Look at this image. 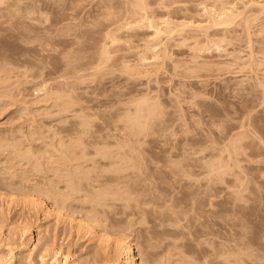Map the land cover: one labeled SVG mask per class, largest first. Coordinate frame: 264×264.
<instances>
[{"label": "rangeland", "instance_id": "374dc122", "mask_svg": "<svg viewBox=\"0 0 264 264\" xmlns=\"http://www.w3.org/2000/svg\"><path fill=\"white\" fill-rule=\"evenodd\" d=\"M188 1L184 3L187 11L174 14V17L170 14L166 16V12L163 13L155 4L146 5L147 8L142 11L146 19H141L146 23L144 24L142 21L138 23L140 17L139 19L135 17L136 21L134 17V21L131 20L133 15L128 6L129 0H0L2 4L0 11L6 10V13L9 11L11 14L14 10V13L19 14L18 17L13 14L9 17L3 13L5 17H2L1 21L5 20V22L0 21V64L2 63L5 69L2 64L0 67L6 70V74L11 73L7 69L8 66L13 71L12 74L9 73L8 81L3 78L6 76L7 79L4 72V76L2 75L4 83L0 84V140L9 138L12 134L20 137L24 134L30 137V134L36 133L34 139L37 140L34 145L37 147L39 144L41 146L38 147L42 148L45 142L43 147H47V142H50L54 134L51 131L55 132L56 126H60L61 123L70 126L86 115V119L90 117L89 120L99 123L96 125H104L102 131L104 152L106 150L108 152V149L111 152L117 151L120 147L126 146L123 150L132 147L130 151L137 154L140 152V157L148 156L150 160L152 159L150 163L152 165H148L151 169H147L148 176H151L152 192L166 199L171 211L174 209L175 212L177 209L178 216L181 214L179 219L183 217L182 215H186L181 219L183 225L177 222L173 223L172 227L170 225L162 229L159 227L161 231L165 230L163 233L159 231L160 229L157 230V227L155 228L157 231L152 227V230L149 229L150 225L144 223L133 224L136 218L128 217L129 220L126 219L128 225L123 227L122 232L118 231L114 235L118 233L120 241L127 240L124 242L132 246L138 262L189 264L190 261L191 264H195L196 260H199L197 264H200L212 257L217 258L215 259L217 264L234 262L264 264V0ZM108 15L111 17L116 15L117 21H110ZM19 16H22V19ZM226 16L232 19L230 24H223L222 20L227 18ZM194 25L200 26V29L195 28ZM182 27L184 28L181 29ZM104 37H107L106 40ZM98 47L106 51L104 63L100 62L96 55ZM107 56L110 58L108 63H106ZM103 60L101 58V61ZM2 69L0 68V71ZM73 83L76 85L74 86ZM68 96L71 111L64 112L66 108L64 102ZM140 101L144 104L141 105ZM139 108H144L139 111L145 118L138 116ZM151 112L159 113L156 114L158 117L155 115L152 117ZM134 115L138 116L137 119L133 118ZM123 116L131 120H125ZM138 118L142 122L139 123ZM153 118L158 119L157 122ZM133 121H137L141 127H143L142 123H146L145 129L139 125L136 126L139 128L133 126V130L131 128L130 131L131 124L135 123ZM129 131L132 134L136 132L133 134L135 136ZM183 158L187 161H183ZM165 159L172 162L180 161L184 164L183 167L186 165L184 170L191 174L181 175V178L171 175L167 163L164 165ZM214 167L216 170H222L215 172ZM218 175L220 177H217ZM178 209H184L187 214L181 210L179 213ZM190 212L193 216L198 212V217L204 214L200 220H206L208 225L201 222L197 216L193 217L197 219L190 218L192 217ZM211 214L216 216L213 218ZM186 219L191 221H184ZM230 220L232 223L227 222ZM202 224L208 228L204 227V229ZM127 227L129 233L125 231ZM136 229L139 230L136 232ZM152 231L154 232L149 233ZM140 232L144 233L147 239L141 236ZM81 241L77 244L85 246ZM185 248L188 249L189 254ZM202 248H205L204 253L201 256L196 255L195 250L198 249L199 253ZM77 250V247L76 249L73 247L71 251L77 252ZM191 254L197 258L194 260Z\"/></svg>", "mask_w": 264, "mask_h": 264}, {"label": "bare ground", "instance_id": "6f19581e", "mask_svg": "<svg viewBox=\"0 0 264 264\" xmlns=\"http://www.w3.org/2000/svg\"><path fill=\"white\" fill-rule=\"evenodd\" d=\"M188 0H129L128 6L132 12V19L134 21L137 17L139 21L145 20V16L142 11H144L145 6L150 4H155L157 8H160L163 13L167 16L176 15L182 11H187V6L185 2ZM5 2V1H3ZM15 2V1H14ZM189 2V1H188ZM206 3V2H205ZM211 3V2H210ZM252 3V2H251ZM10 4V3H9ZM0 5L1 2H0ZM7 5V3H6ZM5 5V6H6ZM187 5V4H186ZM192 5V4H191ZM4 6V5H3ZM20 5H18L19 7ZM8 7V6H7ZM155 7V8H156ZM264 7V6H263ZM1 8V6H0ZM13 8V7H12ZM147 8V7H146ZM145 8V9H146ZM6 9V7H4ZM10 9V8H9ZM16 9V8H15ZM110 9V8H109ZM159 9V10H160ZM261 9V8H259ZM2 10V8L0 9ZM105 10V9H104ZM148 10V9H147ZM151 10V9H150ZM158 10V11H159ZM8 11V9H7ZM12 11V9H11ZM14 11V10H13ZM11 12V14L17 16V12ZM23 11V10H22ZM119 11V10H118ZM160 11L161 14H163ZM165 11V12H164ZM244 11V10H243ZM108 12V11H107ZM151 12V11H150ZM208 12V11H207ZM213 12V11H212ZM235 12V11H234ZM11 16L10 12L6 13L0 11V21L1 18L5 17L3 15ZM30 13V12H29ZM149 13V11H148ZM185 13V12H184ZM205 13V12H204ZM231 13V12H230ZM238 13V12H237ZM260 13V12H259ZM109 14V12L107 13ZM111 14V13H110ZM120 14V12H119ZM126 14V13H125ZM153 14V13H152ZM159 14V13H158ZM157 14V15H158ZM187 14V13H186ZM12 15V17H14ZM19 15V14H18ZM106 15V14H105ZM112 15V14H111ZM145 15V14H144ZM150 15V13H149ZM160 15V14H159ZM229 15V14H228ZM233 16V14H231ZM238 15V14H237ZM236 15V16H237ZM109 16V15H108ZM107 16V17H108ZM121 17V15H119ZM212 16V15H211ZM18 17V16H17ZM16 17V20H17ZM22 16H19V18ZM27 17V16H26ZM106 17V18H107ZM127 17V16H126ZM134 17V19H133ZM142 17V18H141ZM165 17V16H164ZM163 17V18H164ZM227 17V16H226ZM235 17V16H234ZM8 18V17H7ZM15 18V17H14ZM14 18H12L14 20ZM29 18V17H28ZM110 21H117L116 15L108 17ZM131 18V17H130ZM162 18V19H163ZM176 18V17H175ZM192 18V17H191ZM211 18V17H210ZM232 18V17H231ZM11 18H9L10 20ZM19 19V20H21ZM27 19V18H26ZM124 19V18H123ZM142 19V20H141ZM148 19V18H147ZM160 19V18H159ZM221 19V18H220ZM223 19V18H222ZM226 19V20H225ZM234 19V18H233ZM257 19V18H256ZM3 20V19H2ZM7 20V21H9ZM107 20V19H106ZM125 20V19H124ZM128 20V19H127ZM152 20V19H151ZM165 20V19H164ZM164 20H162L164 22ZM229 20V22H227ZM232 20V19H231ZM230 16L224 18V23L230 24ZM250 20H252L250 18ZM28 21V20H27ZM26 21V22H27ZM126 21V20H125ZM129 21V20H128ZM127 21V22H128ZM136 21V19H135ZM149 21V20H148ZM155 21V20H154ZM169 21V20H168ZM211 21V19H210ZM236 21V20H235ZM2 22V21H1ZM5 22V20H4ZM2 22V23H4ZM16 22V21H15ZM18 22V21H17ZM29 22V21H28ZM31 22V21H30ZM104 22H106L104 20ZM124 22V21H123ZM130 22V21H129ZM144 22V21H142ZM166 22V21H165ZM189 22V21H188ZM187 22V23H188ZM214 22V21H213ZM219 22V21H218ZM7 23V22H6ZM5 23V24H6ZM94 23V22H93ZM131 23V22H130ZM135 23V22H134ZM151 23V22H150ZM183 23V22H182ZM191 23V22H190ZM221 23V22H220ZM248 23V22H246ZM118 24H121V22ZM126 24V23H125ZM124 24V25H125ZM136 24V23H135ZM142 23H140L141 25ZM144 24H146L144 22ZM149 24V23H148ZM147 24V25H148ZM167 23H164V25ZM219 24V23H218ZM4 25V24H3ZM10 25V24H9ZM13 25V24H12ZM15 25V24H14ZM130 25V24H129ZM150 25V24H149ZM213 25V24H211ZM246 25V24H245ZM7 26V25H6ZM5 26V27H6ZM131 26V25H130ZM137 26V25H136ZM144 26V25H143ZM168 26V24H167ZM189 26V25H186ZM196 25H194L195 27ZM244 26V25H243ZM2 27V26H1ZM14 27V26H13ZM96 27V26H95ZM112 30V26H110ZM153 27V26H152ZM176 27V26H175ZM181 27V26H180ZM196 26L195 28H199ZM119 28V27H118ZM141 28V27H140ZM154 28V27H153ZM182 27L181 29H183ZM213 28V27H212ZM227 28V27H226ZM20 29V28H19ZM94 29V28H93ZM98 29V28H97ZM114 29V28H113ZM116 29V27H115ZM144 29V28H143ZM150 29V28H149ZM200 29V28H199ZM6 30V29H5ZM155 30V29H154ZM164 30V29H163ZM166 30V29H165ZM174 30V29H173ZM180 30V29H179ZM186 30V29H185ZM192 30V29H191ZM125 31V30H124ZM162 31V30H161ZM170 31V30H169ZM169 31H167L169 33ZM172 31V30H171ZM1 32V31H0ZM116 32V31H115ZM118 32V30H117ZM154 32V31H153ZM159 32V31H158ZM166 32V31H165ZM174 32V31H173ZM252 32V31H251ZM70 33V32H69ZM157 33V32H156ZM167 33V34H168ZM206 33V32H205ZM241 33V32H240ZM114 34V33H113ZM178 34V33H177ZM104 35V34H103ZM116 35V34H115ZM169 35V34H168ZM206 35V34H205ZM156 36H158L156 34ZM61 37V36H60ZM108 35V39H109ZM204 37V36H203ZM107 38V37H106ZM104 37V39L106 40ZM112 38V37H111ZM148 39V38H147ZM73 40V39H72ZM114 40V39H113ZM48 41V40H47ZM120 41V40H119ZM205 41V40H204ZM110 42V41H109ZM114 42V41H111ZM41 43V42H40ZM107 43V42H106ZM120 43V42H119ZM214 43V42H213ZM100 44V43H98ZM102 45V43H101ZM111 45V44H110ZM151 45V44H150ZM168 45V44H167ZM208 45V44H207ZM215 45V44H213ZM105 46V44H104ZM112 46V45H111ZM210 47V46H209ZM54 48V47H53ZM84 48V47H83ZM99 48V47H98ZM103 49V48H102ZM101 47L97 49V56L100 62L104 63L105 56ZM107 49V48H106ZM138 49V47H137ZM199 49V48H198ZM206 49V48H205ZM56 50V49H55ZM105 50V48H104ZM114 50V49H113ZM144 50V49H143ZM152 50V49H151ZM212 50V49H211ZM136 51V50H135ZM155 51V50H154ZM52 52V51H51ZM201 52V51H200ZM162 53V51H161ZM40 54V53H39ZM165 54V53H164ZM216 54V53H215ZM1 55V54H0ZM109 55V54H108ZM47 56V55H46ZM68 56V55H67ZM233 57V56H232ZM73 58V57H72ZM101 58L103 61H101ZM172 58V57H171ZM106 63L109 62L108 56L106 57ZM144 59V58H143ZM142 59V60H143ZM164 59V58H163ZM222 59V58H221ZM83 60V59H82ZM159 60V59H158ZM205 60V59H204ZM220 60V59H219ZM72 61V60H71ZM145 61V60H144ZM155 61V60H154ZM68 62V61H67ZM98 62V61H97ZM99 62V64H100ZM113 62V61H112ZM143 62V61H142ZM4 63V62H3ZM106 63L104 65H106ZM139 63V62H138ZM2 64V63H1ZM0 64V65H1ZM97 64V63H96ZM144 64V63H143ZM74 65V64H72ZM77 65V64H76ZM86 65V64H85ZM212 65V64H211ZM3 68L5 66L2 64ZM68 66V65H67ZM81 66V64H80ZM91 66V65H90ZM102 66V65H101ZM154 66V65H153ZM9 67V66H8ZM10 74L13 73L12 68H8ZM120 67V66H119ZM132 67V66H131ZM130 67V68H131ZM2 69V67H0ZM115 68V67H114ZM133 68V67H132ZM248 68V67H247ZM2 69L0 76V84L4 83V72L6 70ZM15 69V68H14ZM79 69V68H78ZM97 69V67H96ZM100 69V68H99ZM104 69V68H103ZM127 69V68H126ZM219 69V68H218ZM228 69V68H227ZM230 69V68H229ZM105 70V69H104ZM125 70V69H124ZM131 70V69H130ZM129 70V71H130ZM211 70V69H210ZM244 70V69H243ZM95 71V70H94ZM101 71V69L99 70ZM114 71V70H113ZM123 71V70H121ZM140 71V70H139ZM147 71V70H146ZM106 72V71H105ZM134 72V71H133ZM227 72V71H226ZM4 76L5 80H9L10 74ZM68 73V72H67ZM98 73V70H97ZM93 72V74H97ZM109 73V72H108ZM107 73V74H108ZM211 73V72H210ZM92 74V75H93ZM106 74V73H104ZM157 74V73H156ZM208 74V73H207ZM3 75V76H2ZM98 75V74H97ZM102 75V74H101ZM132 75V74H131ZM135 75V74H134ZM69 76V75H68ZM91 76V75H90ZM94 76V75H93ZM92 76V77H93ZM100 76V75H99ZM125 76V75H124ZM188 76V75H186ZM73 77V75H72ZM97 77V76H96ZM101 77V76H100ZM104 77H106L104 75ZM103 77V78H104ZM196 77V76H195ZM76 78V77H75ZM94 78V77H93ZM108 78V76H107ZM132 78V77H131ZM59 79V78H58ZM77 79V78H76ZM82 79V78H81ZM80 79V80H81ZM99 79V78H98ZM43 80V79H42ZM65 80V79H64ZM78 80V82L80 81ZM85 80V79H84ZM90 80V79H89ZM100 80V79H99ZM77 81V80H75ZM14 84V83H13ZM49 84V83H48ZM61 84V83H60ZM74 84V83H73ZM77 84V82H76ZM74 84V86L76 85ZM15 85V84H14ZM147 85V84H146ZM41 86V85H40ZM63 86V85H62ZM83 86V85H82ZM68 87V86H67ZM40 88V87H39ZM61 88V87H60ZM66 88V87H65ZM262 88V87H261ZM7 89V88H6ZM36 89H38L36 87ZM73 89V88H72ZM45 90V89H44ZM52 90V89H51ZM65 90V89H64ZM33 92V91H32ZM49 92V91H48ZM81 92V91H80ZM178 92V91H177ZM46 93V92H45ZM70 93V91H69ZM72 93V92H71ZM74 94V93H72ZM59 95V94H57ZM68 95V94H67ZM66 95V97H67ZM37 96V95H36ZM47 96V95H46ZM49 96V95H48ZM70 96V95H69ZM66 98L64 105L66 106L64 112H69L70 110V98ZM63 97V96H62ZM130 97V96H129ZM151 97V96H150ZM55 98V97H54ZM65 98V97H64ZM75 98V97H74ZM61 99V98H59ZM63 99V98H62ZM2 100V99H1ZM42 100V98H41ZM74 100V99H73ZM177 100V99H176ZM76 101V100H75ZM149 101V100H148ZM147 101V103H148ZM155 101V100H154ZM4 102V101H3ZM59 103V101H57ZM72 102V100H71ZM141 102V101H140ZM139 102V103H140ZM143 102V101H142ZM141 102V103H142ZM146 103V102H145ZM177 103V102H176ZM18 104V103H17ZM41 104V103H40ZM56 104V103H55ZM74 104V103H73ZM142 103L141 105H143ZM59 105V104H58ZM63 105V104H61ZM63 105V106H64ZM139 105V107L141 106ZM148 105V104H146ZM117 106V105H116ZM120 106V105H119ZM155 106V105H154ZM68 107V108H67ZM121 107V106H120ZM137 107V106H136ZM153 107V106H152ZM72 108V107H71ZM118 108V107H117ZM154 108V107H153ZM158 108V107H157ZM161 108V107H160ZM61 109V108H60ZM144 108H139L142 110ZM152 110V108H150ZM148 109V110H150ZM2 110V109H1ZM128 111V109L126 108ZM136 110V109H135ZM146 110V109H145ZM155 110V109H154ZM71 111V110H70ZM73 111V109H72ZM153 111V110H152ZM63 112V113H64ZM121 112V111H120ZM146 112V111H145ZM144 112V114H145ZM150 111H148L149 113ZM165 112V111H164ZM30 113V112H28ZM33 113V112H32ZM98 113V112H97ZM126 113V111H125ZM135 113V112H134ZM141 113V112H140ZM138 116H143L142 113ZM152 113V112H151ZM60 114V113H59ZM68 114V113H65ZM123 114V113H122ZM130 114V113H129ZM137 114V111H136ZM157 115L159 113H156ZM155 113H152L156 116ZM161 114V113H160ZM177 114V113H176ZM74 115V114H73ZM121 115V114H120ZM128 115V114H126ZM150 116L149 114H147ZM49 116V115H47ZM86 116V115H85ZM81 118L77 123L67 126L65 123H61L60 126H56L55 132L47 142V147L42 148L34 145L37 139H34V135L31 136H10L9 138H4L0 140V264H142L138 262V259L134 255L132 246L129 243H125L127 240L120 241V236H115L114 234L118 231L122 232L123 227L128 223V217H135L134 223L136 222L142 224L150 225L152 230L156 227L159 230L161 227L171 226L173 223L181 222L186 215H182L179 219L177 214V209L173 212L168 206L166 199L157 196L152 192L151 180L147 174L148 165L151 160L148 156H142L140 152L137 154L129 149L123 150L124 147H118L117 151L104 152V125H96L99 123L92 122L85 118ZM131 116V114H130ZM135 116L133 118H136ZM150 116V118H152ZM162 116V114H161ZM159 116V117H161ZM33 117V116H32ZM125 116H123L124 118ZM145 118V116H143ZM158 117V116H156ZM121 118V117H120ZM125 120H128L125 117ZM132 118V117H130ZM148 118V117H147ZM31 119V118H30ZM78 118H76L77 120ZM91 119V118H90ZM94 119V118H92ZM103 119V118H102ZM122 119V118H121ZM143 119V118H142ZM154 119V118H153ZM33 120V119H32ZM37 120V119H36ZM61 120V119H60ZM131 120V119H129ZM128 120V121H129ZM135 120V119H134ZM141 120V118H140ZM147 120V119H146ZM151 120V119H150ZM157 120L158 119H154ZM48 121V120H47ZM53 121V120H52ZM103 121V120H102ZM139 121V118L138 120ZM137 121H133L129 128L130 131L133 130V126H139ZM153 121V120H151ZM24 122H28L25 121ZM34 122V120H33ZM41 122V120H40ZM54 122V121H53ZM64 122V121H63ZM67 122V121H65ZM101 122V121H100ZM131 122V121H130ZM142 121H139V123ZM156 122L153 123L156 124ZM160 122V121H158ZM196 122V121H195ZM32 123V122H31ZM104 123V122H103ZM152 123V122H151ZM162 123V122H161ZM35 124V123H34ZM51 124V123H50ZM56 124V123H55ZM58 124V125H59ZM101 124V123H100ZM129 124V123H128ZM127 124V125H128ZM144 124L140 127L145 129ZM23 125V124H22ZM40 125V123H39ZM54 125V124H53ZM66 125V126H65ZM124 125V124H123ZM130 125V124H129ZM151 125V124H150ZM182 125V124H181ZM241 125V124H240ZM29 126V125H27ZM31 126V124H30ZM43 126H45L43 124ZM50 126V125H49ZM22 127V126H21ZM37 127V126H36ZM52 127V126H51ZM50 127V128H51ZM127 128V126H124ZM151 127V126H150ZM154 127V126H153ZM20 128V125H19ZM42 128V127H40ZM39 128V129H40ZM102 128V129H101ZM120 128V127H119ZM132 128V130H131ZM139 127H136V129ZM179 128V127H178ZM30 129V128H29ZM32 129V128H31ZM44 129V128H43ZM52 129V128H51ZM116 129V128H115ZM152 129V128H151ZM28 130V129H27ZM38 130V129H37ZM46 130V129H45ZM125 130V129H123ZM128 130V129H127ZM36 131V129H35ZM42 131V130H40ZM50 131V130H49ZM129 131V132H130ZM135 131V129H134ZM138 131V130H136ZM146 132V130H144ZM237 131V130H236ZM9 132V131H8ZM18 132V131H17ZM30 132V131H29ZM32 132V130H31ZM127 132V131H126ZM142 132V131H140ZM144 132V133H145ZM154 132V131H153ZM21 133V132H20ZM23 133V132H22ZM25 133V132H24ZM28 133V132H27ZM39 133V132H37ZM132 134V132H130ZM136 132H133L135 134ZM139 133V132H138ZM151 133V132H150ZM236 133V132H235ZM243 133V132H242ZM19 134V133H17ZM50 134V133H49ZM120 134V133H119ZM132 136H135L133 135ZM141 134V133H140ZM223 134V133H222ZM240 134V133H239ZM245 134V133H244ZM243 134V135H244ZM249 134V133H248ZM16 135V134H15ZM42 135V134H41ZM40 135V136H41ZM126 135V134H125ZM137 135V134H136ZM153 135V134H152ZM159 135V134H158ZM163 135V134H162ZM177 135V134H176ZM238 135V133H237ZM237 135H235L237 137ZM242 135V136H243ZM247 135V134H245ZM39 136V137H40ZM111 136V135H110ZM120 136V135H119ZM122 136V135H121ZM255 136V135H254ZM29 137V138H28ZM42 137H45L42 135ZM40 137V138H42ZM48 137V136H47ZM123 137V136H122ZM167 137V136H166ZM2 138V137H1ZM36 138V137H35ZM39 138V139H40ZM50 138V137H49ZM113 138V137H112ZM127 138V137H124ZM131 138V137H130ZM137 138V137H136ZM234 138V137H233ZM240 138V135L238 139ZM250 138V137H249ZM46 139V137H45ZM129 139V138H128ZM135 139V138H133ZM157 139V138H156ZM237 139V138H236ZM47 140V139H46ZM44 140V141H46ZM123 139H121L122 141ZM160 140V139H159ZM232 140V139H231ZM234 140V139H233ZM49 141V140H48ZM240 141V139H239ZM260 141V140H259ZM39 143V140L37 141ZM36 142V143H37ZM129 142V141H127ZM126 142V143H127ZM136 142V141H135ZM236 142V141H235ZM242 142V139H241ZM41 143V142H40ZM49 143V144H48ZM117 143V142H116ZM123 143V142H120ZM234 143V141H233ZM238 143V142H236ZM119 144V143H118ZM132 144V143H131ZM124 145V143H123ZM133 145V144H132ZM182 145V144H181ZM247 145V144H246ZM41 146V145H39ZM130 146V144H129ZM216 146V145H215ZM238 146V145H237ZM171 147V146H170ZM234 147V146H233ZM239 148V147H238ZM237 148V149H238ZM241 148V147H240ZM244 148V147H242ZM115 149V148H114ZM112 150V149H111ZM133 150H135L133 148ZM188 150V149H187ZM245 150V149H244ZM169 151V150H168ZM227 151V150H226ZM225 151V152H226ZM236 151V150H235ZM158 152V151H157ZM181 152V151H180ZM234 152V151H232ZM238 151H236L237 153ZM184 153V152H183ZM235 153V152H234ZM240 153V152H239ZM144 154V153H143ZM146 154V153H145ZM159 154V153H158ZM233 154V153H232ZM238 154V153H237ZM242 154V152H241ZM187 155V154H185ZM197 155V153H196ZM182 156V155H181ZM189 156V155H188ZM194 156V155H193ZM235 156V155H234ZM239 156V155H238ZM151 157V156H150ZM229 157V156H228ZM237 157V156H236ZM170 158V156H169ZM178 158V157H177ZM196 158V157H195ZM173 159V157H172ZM171 159V160H172ZM183 161L185 158H183ZM188 159V158H187ZM249 159V158H248ZM165 159L164 165L167 163L170 169V174L181 178L180 176L190 175L191 173L184 170L186 165L183 167L181 162H172L169 159ZM182 161V160H181ZM197 161V159H196ZM199 161V160H198ZM158 162V161H157ZM205 162V161H204ZM220 162V161H219ZM152 165V164H150ZM149 165V166H150ZM195 165V164H194ZM154 166V165H153ZM161 166V165H160ZM202 166V165H201ZM207 166V165H206ZM205 166V167H206ZM156 167V166H155ZM216 167V166H215ZM221 171V170H216ZM218 167V166H217ZM209 168V166H208ZM220 168V167H219ZM218 168V169H219ZM211 168V170H213ZM237 169V168H236ZM168 170V169H167ZM198 170V169H197ZM205 171L206 168H205ZM230 171V170H229ZM153 172V171H152ZM211 172V171H210ZM214 172V171H213ZM226 172V171H225ZM228 172V171H227ZM198 173V172H197ZM200 173V172H199ZM203 173V172H202ZM209 173V171L207 172ZM204 173V174H207ZM221 173V172H220ZM263 173V172H262ZM194 174V173H193ZM211 174V173H210ZM219 174V172H218ZM224 173H222L223 175ZM227 174V173H226ZM229 174V173H228ZM203 175V174H202ZM201 175V176H202ZM212 175V174H211ZM221 175V177H222ZM200 176V177H201ZM215 176V174H214ZM187 177V176H186ZM190 177V176H188ZM199 177V178H200ZM204 177V176H203ZM217 177H220L219 175ZM216 177V178H217ZM264 177V175H263ZM215 178V177H214ZM262 178V177H261ZM193 179V178H192ZM183 180V179H182ZM238 180V179H236ZM154 181V180H153ZM161 181V180H160ZM206 181V179H205ZM197 182V181H196ZM237 182V181H236ZM200 183V182H199ZM208 183V182H206ZM238 183V182H237ZM156 184V183H155ZM196 184V183H195ZM213 184V181H212ZM219 184V183H218ZM243 184V182H242ZM151 185V186H150ZM206 186V185H205ZM240 186V185H239ZM210 187V186H209ZM241 188V187H240ZM242 189V188H241ZM212 191V190H211ZM244 192V191H243ZM160 194V193H159ZM167 197V196H166ZM207 197V196H206ZM169 198V197H168ZM190 198V197H189ZM205 198V197H204ZM193 199V198H192ZM211 199V198H210ZM208 201V200H207ZM211 201V200H210ZM193 202V201H192ZM213 203V202H212ZM233 203V202H232ZM242 203V202H241ZM193 204V203H192ZM214 204V203H213ZM238 204V203H237ZM210 205V202H209ZM180 206V205H179ZM192 206V205H191ZM214 206V205H212ZM172 207V205H171ZM196 207V206H195ZM210 208H213L209 206ZM208 207V208H209ZM173 208V207H172ZM193 208V207H192ZM224 208V207H223ZM214 209V208H213ZM233 209V208H232ZM238 209V208H237ZM184 211V209H178V211ZM181 211L179 213H181ZM190 211V210H189ZM186 212V211H184ZM213 212V211H212ZM233 212V211H232ZM198 212L194 213V216H199ZM201 213V212H200ZM209 213V212H208ZM183 214V213H182ZM187 214V212L185 213ZM191 214V212H190ZM203 214V213H201ZM200 214V215H201ZM192 215V214H191ZM204 215V214H203ZM201 215L200 217H202ZM192 217V219H197V217ZM212 216V214H211ZM216 216V215H214ZM214 216H212L214 218ZM236 216V215H235ZM189 217V216H188ZM198 217L200 220L201 218ZM222 218V217H221ZM229 218V217H227ZM235 219V218H234ZM180 220V221H179ZM190 222L191 219H186L184 221ZM199 220H197L199 222ZM224 220V219H222ZM232 220V219H231ZM227 221L229 223H232ZM183 221V222H184ZM195 221V220H194ZM196 221V222H197ZM201 222L203 220H200ZM234 221V220H232ZM206 224V220L203 221ZM131 223V220H130ZM180 223V224H181ZM195 223V222H194ZM179 224V223H178ZM189 224V223H188ZM201 224V223H200ZM199 224V225H200ZM240 224V223H239ZM128 225V224H127ZM138 225V224H137ZM183 225V223H182ZM181 225V226H182ZM208 225V224H206ZM233 225V224H232ZM144 226V225H143ZM147 226V227H148ZM178 226V225H175ZM180 226V227H181ZM203 228V224L201 225ZM235 226V225H234ZM130 228V226H128ZM125 229L127 233H129ZM134 227V226H132ZM140 227V226H139ZM152 227V228H151ZM172 227V226H171ZM210 227V226H209ZM226 227V226H225ZM243 227V226H242ZM136 228V227H135ZM146 228V226H145ZM165 228V229H166ZM178 228V227H177ZM205 228H208L205 227ZM204 228V229H205ZM240 228V227H239ZM131 229V228H130ZM143 229V228H142ZM148 229V230H149ZM161 229L159 231H161ZM171 229V228H170ZM176 229V227L174 228ZM184 229V228H183ZM192 229V228H191ZM210 229V228H209ZM229 229V228H228ZM238 229V228H237ZM132 230V229H131ZM130 230V231H131ZM139 230V229H138ZM136 229V232L138 231ZM141 230V227H140ZM146 230V229H143ZM155 229V231H157ZM167 230V229H166ZM182 230V229H181ZM219 230V229H218ZM245 230V229H244ZM124 231V230H123ZM124 231V233H125ZM158 231V232H159ZM170 231V230H169ZM187 231V230H186ZM248 231V229L246 230ZM250 231V230H249ZM121 232H119L121 234ZM145 232V231H144ZM149 232V233H153ZM162 233L165 230L161 231ZM172 232V231H171ZM170 232V233H171ZM175 233V231H173ZM123 233V234H124ZM126 233V234H127ZM141 233V232H140ZM147 233V231H146ZM156 233V232H155ZM169 233V232H167ZM173 233V235H174ZM180 233V232H179ZM178 233V234H179ZM131 234V233H130ZM136 234V233H135ZM139 234V232H138ZM137 234V235H138ZM157 234V233H156ZM160 234V232H159ZM165 234V233H164ZM177 234V236H178ZM114 237L116 238H113ZM133 235V234H132ZM146 238L144 233L141 236ZM148 235V234H146ZM170 235V234H169ZM123 236V235H122ZM127 235H124V237ZM135 236V235H134ZM153 236V235H152ZM162 236V235H161ZM190 236V235H189ZM121 237V238H124ZM132 237V236H131ZM150 237V236H149ZM157 237V235L155 236ZM163 237V236H162ZM181 237V236H180ZM183 237V236H182ZM209 237V236H208ZM127 238V237H126ZM125 238V239H126ZM141 240H144L141 237ZM166 238V237H165ZM170 238V237H169ZM213 238V237H212ZM118 239V240H117ZM128 239V238H127ZM130 239V237H129ZM147 239V238H146ZM153 239V238H150ZM149 239V240H150ZM159 239V238H157ZM178 239V238H177ZM176 239V240H177ZM207 239V238H206ZM243 239V238H242ZM245 239V238H244ZM81 240H84L81 241ZM155 240V239H154ZM212 240V239H211ZM81 241L85 246L78 245L77 242ZM125 241V242H124ZM164 241V240H163ZM172 241L174 242L173 238ZM180 241V238H179ZM186 241V240H185ZM80 242V243H81ZM124 242V243H123ZM137 242V240H136ZM143 241H141L142 243ZM148 242V241H147ZM157 243V241L155 240ZM165 242V241H164ZM176 242V241H175ZM197 242V241H196ZM243 242V241H242ZM140 243V242H139ZM138 243V244H139ZM144 243L145 240H144ZM142 243L141 245H143ZM149 243V242H148ZM178 243V242H177ZM184 243V242H183ZM188 243V242H187ZM206 243V242H205ZM226 243V242H225ZM248 243V242H246ZM180 244V243H179ZM186 244V243H185ZM198 244V243H197ZM204 244V243H203ZM202 244V245H203ZM208 244V243H207ZM140 245V246H141ZM146 245V244H145ZM150 245V244H149ZM152 245V244H151ZM157 245V244H156ZM170 245V244H169ZM195 245V244H194ZM201 245V246H202ZM209 245V244H208ZM211 245V244H210ZM138 246V245H136ZM161 246V245H159ZM182 246V245H181ZM197 246V245H196ZM78 248L77 252H72V248ZM144 247V246H143ZM142 247V248H143ZM148 247V246H147ZM158 247V246H157ZM172 248V246H170ZM175 247V245H174ZM177 247V246H176ZM190 247V246H189ZM237 247V246H236ZM134 248V247H133ZM151 248V247H149ZM167 248V247H165ZM169 248V251L170 249ZM182 248V247H181ZM193 247H191L192 249ZM240 248V247H239ZM238 248V249H239ZM243 248V247H242ZM71 249V250H69ZM153 249V248H152ZM174 249V248H173ZM172 249V250H173ZM187 249V248H185ZM194 249V248H193ZM200 249V248H199ZM205 249V248H204ZM203 248L198 253V249L195 250L196 255L201 256ZM214 249V248H213ZM151 250V249H150ZM209 250V247H208ZM222 250V249H221ZM71 251V252H70ZM75 251V250H74ZM149 251V250H148ZM147 251V252H148ZM189 254L188 249L185 250ZM184 251V252H185ZM193 251V250H191ZM197 251V252H196ZM217 251V250H216ZM239 251V250H238ZM242 251V250H241ZM144 252V250H143ZM168 252V251H167ZM209 252V251H207ZM222 252V251H221ZM240 252V251H239ZM180 253V252H178ZM177 253V254H178ZM186 253V252H185ZM192 253V252H191ZM193 252V255L195 254ZM220 253V252H219ZM225 253V252H224ZM141 254V253H140ZM168 254V253H167ZM166 254V255H167ZM208 254V253H207ZM206 254V255H207ZM241 254V253H240ZM138 255V254H137ZM144 255V254H143ZM192 255V254H191ZM193 255L191 257H193ZM205 255V257H206ZM226 255V254H224ZM238 255V254H237ZM245 255V254H244ZM139 256V255H138ZM149 256V254H148ZM165 256V255H164ZM185 256V255H182ZM204 256V255H202ZM209 256V255H208ZM207 256V258H208ZM211 256V255H210ZM213 256V255H212ZM231 256V255H230ZM239 256V255H238ZM243 256V255H242ZM141 257V255H140ZM161 257V256H160ZM179 257V256H178ZM186 257V256H185ZM232 257V256H231ZM166 258V257H165ZM182 258V257H181ZM187 258V257H186ZM190 258V256H189ZM197 256H194L195 260ZM210 258V257H209ZM208 258V259H209ZM236 258V257H234ZM171 259V257H170ZM200 259V258H199ZM204 259V258H203ZM207 261L199 262L200 264H217V258H210ZM223 259V258H222ZM232 259V258H231ZM238 259V258H237ZM165 260V259H164ZM177 260V259H176ZM192 260V259H189ZM188 260V261H189ZM202 260V259H201ZM221 260V259H220ZM228 258L226 259V261ZM143 261V260H141ZM167 261V260H166ZM179 261V260H177ZM176 261V262H177ZM181 261V260H180ZM187 261V260H186ZM197 262L199 260H196ZM233 261V260H232ZM152 262V261H151ZM171 262V261H170ZM175 262V261H174ZM183 262V261H181ZM197 262H193L197 264ZM240 262V261H239ZM150 263V262H149ZM178 263V262H177ZM184 263V262H183ZM189 264L190 261L188 262ZM224 263V262H223ZM243 263V262H242ZM241 263V264H242ZM148 264V263H147ZM156 264V263H155ZM167 264V263H166ZM186 264V262L184 263ZM227 264V263H226ZM232 264V263H231ZM235 264V262L233 263Z\"/></svg>", "mask_w": 264, "mask_h": 264}]
</instances>
